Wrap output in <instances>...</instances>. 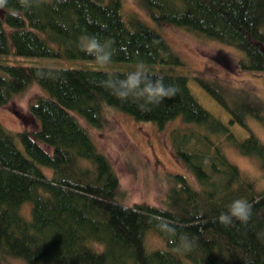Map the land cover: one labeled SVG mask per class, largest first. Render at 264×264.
<instances>
[{
    "label": "trees",
    "instance_id": "obj_1",
    "mask_svg": "<svg viewBox=\"0 0 264 264\" xmlns=\"http://www.w3.org/2000/svg\"><path fill=\"white\" fill-rule=\"evenodd\" d=\"M29 3L25 7L21 0H6L0 7V56L94 60L80 50L79 38L97 35L113 41L112 62L135 66L142 61L149 76L163 77L179 92L150 106L151 111H141L136 102H121L97 83L107 74L124 78L130 71L0 63V106L33 83L45 91L29 105L38 124L35 130L11 132L0 123V256L25 264H264V188H257L254 178L229 161L216 140L228 133L230 144L264 175V143L247 123L252 118L264 126V100L231 94L196 77L229 113V123L247 130L246 138L237 140L193 95L187 76L167 71L183 64L180 55L144 18L136 13L125 18L121 0ZM136 3L157 25L236 48L242 53L239 68L264 84V0ZM106 108L153 122L160 130L177 117L187 123L185 129L170 131L184 173L168 176L162 205L119 201L118 175L79 121L101 129ZM239 198L252 205L251 219L221 225L218 216ZM27 201L29 219L21 211ZM157 218L173 221L177 234L187 233L194 240L193 248L177 251L178 235L158 231ZM150 231L160 236L163 248L147 249Z\"/></svg>",
    "mask_w": 264,
    "mask_h": 264
},
{
    "label": "rangeland",
    "instance_id": "obj_2",
    "mask_svg": "<svg viewBox=\"0 0 264 264\" xmlns=\"http://www.w3.org/2000/svg\"><path fill=\"white\" fill-rule=\"evenodd\" d=\"M121 2L125 18L133 13L144 18V21L160 32L180 55L183 64L176 66L174 71L170 68L167 71L187 76L189 87L201 105L226 124L229 132L234 134L237 140L246 138L247 130L238 123H229V113L199 85L196 78L200 76L214 82L231 94L264 100V84L261 78L242 71L238 66L242 53L232 46L209 40L182 28L166 24L157 25L137 5L136 0H121ZM0 63L92 70H134V65L131 63L111 62L101 67L95 63V60L64 56L6 55L0 56ZM44 94L45 91L36 83L31 84L24 92L15 95L8 104L0 106V123L11 132L22 129L35 130L38 124L30 114L29 105L36 97ZM104 115L105 123L101 129L90 126L81 118L79 121L88 129L98 149L111 161L120 181L119 201L126 205L134 203L162 205L170 184L168 176L184 173L183 165L177 160L172 149L170 131L174 128L185 129L187 123L185 124L181 117H177L160 130L153 122L136 121L129 114L115 109L106 108ZM247 123L264 143V126L252 118H248ZM216 140H221V147L229 161L254 178L257 188L263 189L264 175L253 160L240 154L230 144L229 134L221 133ZM18 144L22 148L20 142ZM43 170L45 173H50L49 168L44 167ZM29 205L30 202L27 201L21 207L26 219L30 218ZM145 243L148 250L164 247L163 240L154 231L147 233ZM0 264L25 263L16 258L0 256Z\"/></svg>",
    "mask_w": 264,
    "mask_h": 264
},
{
    "label": "clouds",
    "instance_id": "obj_3",
    "mask_svg": "<svg viewBox=\"0 0 264 264\" xmlns=\"http://www.w3.org/2000/svg\"><path fill=\"white\" fill-rule=\"evenodd\" d=\"M6 0H0V7H4ZM25 7H31L29 0H21ZM89 23H92L89 19ZM106 28V25H101ZM113 41L101 40L97 35H82L79 38L80 50L94 58L95 63L101 67L112 62L115 49L112 47ZM96 82V81H94ZM98 85L118 98L121 102L132 100L136 102L141 111H151L150 106L160 105L165 99L175 97L178 86L165 84L163 77L152 78L148 74V68L142 61H137L134 70L128 72L124 78L114 74H107L106 79L99 80ZM252 216V205L244 198L233 200L226 212L218 216V222L225 226H233L235 221L247 224ZM156 228L166 236L176 237L178 235L179 245L177 251H190L194 246V240L187 233L177 234V229L173 221L157 218Z\"/></svg>",
    "mask_w": 264,
    "mask_h": 264
}]
</instances>
